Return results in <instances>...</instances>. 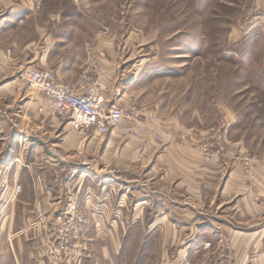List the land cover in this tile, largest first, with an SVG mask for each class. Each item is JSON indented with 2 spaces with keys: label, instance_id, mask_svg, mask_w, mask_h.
Returning <instances> with one entry per match:
<instances>
[{
  "label": "rangeland",
  "instance_id": "obj_1",
  "mask_svg": "<svg viewBox=\"0 0 264 264\" xmlns=\"http://www.w3.org/2000/svg\"><path fill=\"white\" fill-rule=\"evenodd\" d=\"M18 3L21 8L29 7L30 3L41 23L45 15L58 12L68 24L67 20L78 13L79 18L88 20L99 30L100 41L106 38L110 42L109 48L102 49L100 54L105 63L96 64L107 79L109 99L119 100L135 110L136 123L124 122L127 133L139 137L144 130L152 129L157 137L161 133L187 138L188 127L200 128L195 131L197 136L209 128L199 138L205 155L214 158L233 151L236 145L226 143L228 137L230 141H240L238 153L243 156L241 165L245 172L251 173L253 168H259L257 162L264 161V0H19ZM35 38L37 44L42 41L37 32ZM6 62L0 65L5 71L0 79H13L8 86H13L19 97L9 106L11 97L0 94L3 96L0 97V145L12 146L11 152L28 154L29 159L33 146V149L43 147L33 138L26 141L25 133L44 131L29 127V120L62 124L68 120L44 108L38 92L28 89L23 77L27 65L15 66L9 59ZM107 62L115 64L107 65ZM14 66L17 72H12ZM149 116L154 117V122ZM70 128L76 131L71 125ZM51 132L52 135L50 132L46 135L51 136L49 145L71 154L62 163L72 169L73 176L78 175L79 167L88 168V164L96 163L98 150L91 142L98 135L80 132L84 137L77 146L66 142L59 147L54 141H60L65 132L62 136L54 129ZM52 162L55 169L49 170L55 173L60 165L55 160ZM35 166L41 169L42 165ZM43 168L47 169L45 164ZM73 176L67 187L66 204L56 211L54 220L50 223L39 216L26 229L19 230L28 232V227L35 230L41 224L43 235H47L50 223L53 236L47 237V253L59 262L74 263L84 255L88 227L105 232L102 225H85V209L76 193L77 186L84 184ZM10 178V171H0V223L8 206L23 190L21 184L12 187ZM182 212L185 211L180 209L175 215L180 225L187 221ZM239 226L249 229L251 223ZM129 227L130 241L121 242L123 249L114 258L117 264H235L228 244L230 232L217 239V232L212 231V237L207 233L208 228L202 226L197 230L196 240L200 241L197 246L191 244L184 255L181 250L173 254L169 250L162 258L161 241L156 239L160 231L156 228L151 231V226H147L151 234L146 239L143 237L146 227L143 230L138 224Z\"/></svg>",
  "mask_w": 264,
  "mask_h": 264
},
{
  "label": "crops",
  "instance_id": "obj_2",
  "mask_svg": "<svg viewBox=\"0 0 264 264\" xmlns=\"http://www.w3.org/2000/svg\"><path fill=\"white\" fill-rule=\"evenodd\" d=\"M18 1L0 0V52L7 55L4 58L0 54V65L9 59L15 66L27 65L26 69L49 68L58 79L72 82L80 90L84 69L94 62L105 63L100 54L102 49L109 48L110 42L106 38L100 41L99 30L88 20L79 18L78 13L67 20L68 24L58 12L45 15L41 23L30 3L29 7L21 8ZM36 32L42 40L38 44ZM84 33L87 34L85 38ZM20 41L25 42L20 45ZM112 64L115 63L107 62V65ZM15 66L12 72L18 71ZM4 73V67L0 66V75ZM5 79H0V94L7 93L11 97L8 105L12 106L19 93L8 86L13 79ZM37 100L39 105L40 99ZM31 122L27 123L29 127L44 131L25 133L26 141L33 138L43 147L33 149V146L29 159L28 154L11 152L12 146L3 148L0 145V171H10L12 187L14 184L23 186L1 219L0 264H117L114 258L123 249L121 242L130 241L127 235L131 227L127 225L133 224L140 225L141 229L146 227L143 228L146 239L150 237L149 230L160 231L156 239L161 241L162 258L170 253L169 250L171 254L181 250L184 255L191 244L197 246L200 241L196 240V235L203 226L212 237V231L217 232V239L230 232L228 244L232 247L235 264H264V247H261L264 240V161L257 162L259 168H253L251 173L245 172L241 165L243 156L238 153L240 141H230L228 137L226 143L236 145L233 151L214 158L205 155L199 138L209 128L197 136L198 128L188 127L187 138L161 133L157 137L152 129L136 137L126 132L124 123L105 136L95 137L97 139L91 143L98 150L96 163L88 164V168L79 167L78 175H74L84 184L77 186L76 193L85 209V225H102L105 232L88 227L84 255L74 263L55 260L47 253V237L53 236L50 223L54 214L66 204L73 172L62 163L67 162L71 154L49 145L51 136L46 135L51 134L52 129L60 136L65 132L66 136L60 141H54L59 147L66 142L77 146L84 135L72 130L68 122ZM74 154L79 157L78 153ZM53 160L60 165L55 173L49 170L55 169L51 165ZM36 164L42 165L41 169ZM180 209L185 211L183 219L187 220L181 225L175 216ZM39 216L50 222L47 235H43L41 224L35 230L28 227V232H19ZM249 223V229L239 226ZM147 226H151L149 230Z\"/></svg>",
  "mask_w": 264,
  "mask_h": 264
},
{
  "label": "built area",
  "instance_id": "obj_3",
  "mask_svg": "<svg viewBox=\"0 0 264 264\" xmlns=\"http://www.w3.org/2000/svg\"><path fill=\"white\" fill-rule=\"evenodd\" d=\"M23 77L28 89L38 92L43 107L66 118L76 131L105 136L126 121L136 123L134 108L109 99L107 79L96 62L84 69L80 90L72 82L58 79L49 68H28ZM149 117L154 122V117Z\"/></svg>",
  "mask_w": 264,
  "mask_h": 264
}]
</instances>
